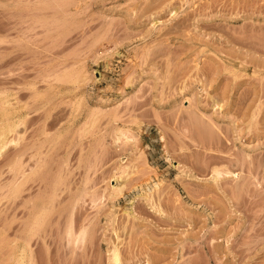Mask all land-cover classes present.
Returning <instances> with one entry per match:
<instances>
[{"label":"rangeland","instance_id":"rangeland-1","mask_svg":"<svg viewBox=\"0 0 264 264\" xmlns=\"http://www.w3.org/2000/svg\"><path fill=\"white\" fill-rule=\"evenodd\" d=\"M0 133V264H264V0H0Z\"/></svg>","mask_w":264,"mask_h":264},{"label":"bare ground","instance_id":"bare-ground-1","mask_svg":"<svg viewBox=\"0 0 264 264\" xmlns=\"http://www.w3.org/2000/svg\"><path fill=\"white\" fill-rule=\"evenodd\" d=\"M8 126H9V125H8ZM11 126H12V125H11ZM11 126H10V127H11ZM199 127H201V126H199ZM207 128H208V127H207ZM201 129H203V128H201ZM205 129H206V128H205ZM205 129H203V130H205ZM6 130H8V129L5 128L4 132H5ZM126 130H127V129H126ZM128 130H129V129H128ZM199 130H200V129H199ZM208 130H209V128H208ZM9 132H10V131H9ZM203 132H205V133H207V134L210 135V133H208V132H206V131H203ZM121 133H122L123 135H126V133H125L124 131H122ZM205 133H204L203 135H202V133H201V136L206 135ZM0 134H1V133H0ZM8 134H9V133H8ZM198 135H199V134H198ZM1 136H2V135H1ZM1 136H0V137H1ZM117 136H119V133H118ZM160 136H162V135L160 134L159 137H160ZM201 136H200V137H201ZM211 136H212V134H211ZM120 137H121V136H120ZM205 137H206V136H205ZM208 137H210V136H208ZM1 138H2V137H1ZM8 138H10V137H8ZM8 138H7V139H8ZM161 138H162V137H161ZM203 138H204V137H203ZM211 138H212V137H211ZM211 138H209V140H210ZM117 139H118V137H117ZM124 139H125V138H124ZM128 139H129V138H128ZM130 139H131V138H130ZM132 139H133V138H132ZM207 139H208V138L206 137V140H207ZM202 140H203V139H202ZM204 140H205V139H204ZM206 140H205V141H206ZM125 141H126V140H125ZM207 141H208V140H207ZM210 141H211V140H210ZM6 142H7V140H6ZM10 142H12V141H10ZM6 144H7V143H6ZM1 147H2V146H1ZM4 147H5V146H4ZM146 148H147V147H146ZM148 156H149V155H148ZM150 165H151V163H150ZM173 166H174V165H173ZM215 168H216V167H215ZM215 168H214V170H217V171H218V168H217V169H215ZM123 170H124V169H123ZM212 170H213V169H212ZM125 171H126V170H125ZM217 171H215L216 174H217ZM222 171L226 172L224 169H223ZM228 171H229V170H227V172H228ZM180 172H181V171H180ZM213 172H214V171H213ZM224 172H221V174L224 173ZM177 173H179V171H178ZM185 173H186V172H185ZM131 174H132V173H131ZM218 174L221 175L219 172H218ZM218 174H217V175H218ZM224 174H226V173H224ZM228 174H229V172H228ZM230 174H231V173H230ZM189 175H190V174H189ZM219 175H218V176H219ZM126 176H127V175H126ZM129 176H130V175H129ZM156 176H157V175H156ZM222 176H223V175H222ZM117 177H118V176H117ZM218 178H219V177H218ZM159 181H160V180H159ZM160 182H161V181H160ZM157 184H158V183H157ZM121 185H122V184H121ZM123 185H124V183H123ZM123 185H122L121 187H123ZM118 187H120V186H118ZM118 187H117V188H118ZM156 187H157V186H156ZM156 187H155V188H156ZM158 188H159V187H158ZM150 189H151V188H150ZM119 190H120V189L118 188V191H119ZM120 191H121V190H120ZM149 191H151V190H149ZM147 192H148V190H147ZM143 195H144V194H143ZM145 196H146V195H145ZM125 208H126V207H125ZM126 209H127V208H126ZM126 209H125V210H126ZM127 211H128V210H127ZM129 214H130V212H129ZM28 247H29V246H28ZM26 249H27V247H26ZM28 250H29V249H28ZM113 250H114V249H113ZM116 250H117V249H116ZM30 251H31V249H30ZM118 254H119L118 251L116 252V251L114 250V251L112 252L111 261H113V264H119L120 259H119V255H118ZM29 255H30V254H29ZM26 256H27V255H26ZM26 256H25V257H26ZM27 258H28V257H27ZM32 258H33V257H32ZM32 258L29 257V261H30V262L33 261V263H34V260H33ZM25 259H26V258H25ZM19 262H20V261H19ZM25 262H26V261H25ZM25 262L22 261L23 264H25ZM31 264H32V263H31ZM34 264H35V263H34Z\"/></svg>","mask_w":264,"mask_h":264}]
</instances>
